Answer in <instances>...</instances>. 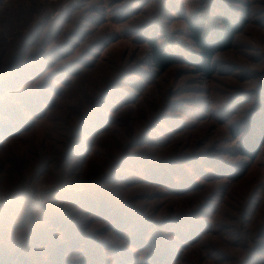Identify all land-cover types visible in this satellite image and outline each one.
Returning a JSON list of instances; mask_svg holds the SVG:
<instances>
[{
    "label": "rangeland",
    "instance_id": "rangeland-1",
    "mask_svg": "<svg viewBox=\"0 0 264 264\" xmlns=\"http://www.w3.org/2000/svg\"><path fill=\"white\" fill-rule=\"evenodd\" d=\"M0 264H264V0H0Z\"/></svg>",
    "mask_w": 264,
    "mask_h": 264
},
{
    "label": "trees",
    "instance_id": "trees-1",
    "mask_svg": "<svg viewBox=\"0 0 264 264\" xmlns=\"http://www.w3.org/2000/svg\"><path fill=\"white\" fill-rule=\"evenodd\" d=\"M224 22L226 25V29L224 33H222L220 37L216 39L218 42V48L220 50H224L230 47L232 37L235 34L234 27H230L229 22ZM187 27L188 36L194 47L197 48L201 61L208 62L210 59H212L216 51L215 47H212L205 41L206 39L203 37L204 30L202 26H199L195 22L188 21ZM148 59L150 64L160 72H164L169 66L173 65L175 60L173 57H171L168 53H166L154 43H151L150 45ZM197 67V72H203L207 76L211 74V71L207 67Z\"/></svg>",
    "mask_w": 264,
    "mask_h": 264
}]
</instances>
